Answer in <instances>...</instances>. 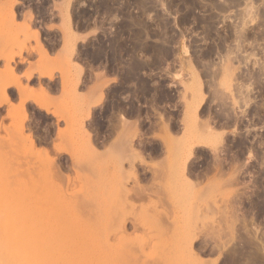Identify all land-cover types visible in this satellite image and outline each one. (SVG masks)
Returning <instances> with one entry per match:
<instances>
[{
    "label": "rangeland",
    "instance_id": "obj_1",
    "mask_svg": "<svg viewBox=\"0 0 264 264\" xmlns=\"http://www.w3.org/2000/svg\"><path fill=\"white\" fill-rule=\"evenodd\" d=\"M3 89L0 264H264V0H0Z\"/></svg>",
    "mask_w": 264,
    "mask_h": 264
},
{
    "label": "bare ground",
    "instance_id": "obj_2",
    "mask_svg": "<svg viewBox=\"0 0 264 264\" xmlns=\"http://www.w3.org/2000/svg\"><path fill=\"white\" fill-rule=\"evenodd\" d=\"M9 71L12 72V73L14 72V69H13L12 66H9ZM4 94H5V89H3V93L0 95V105L3 104V102L5 101V99H4V97H3V96H5ZM2 95H3V96H2ZM5 98L7 99V96H6ZM63 255H64V254H63ZM74 262H75V261H74ZM77 263H78V262H77ZM77 263H76V264H77ZM74 264H75V263H74ZM80 264H81V263H80Z\"/></svg>",
    "mask_w": 264,
    "mask_h": 264
}]
</instances>
